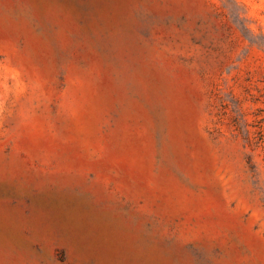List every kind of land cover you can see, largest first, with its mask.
<instances>
[{"label": "rangeland", "instance_id": "374dc122", "mask_svg": "<svg viewBox=\"0 0 264 264\" xmlns=\"http://www.w3.org/2000/svg\"><path fill=\"white\" fill-rule=\"evenodd\" d=\"M0 264H264V0H0Z\"/></svg>", "mask_w": 264, "mask_h": 264}]
</instances>
